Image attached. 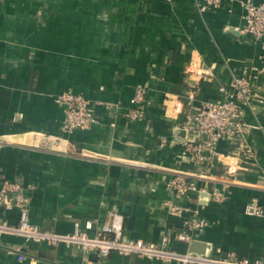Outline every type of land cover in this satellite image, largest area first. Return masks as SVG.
<instances>
[{"label":"crops","instance_id":"obj_1","mask_svg":"<svg viewBox=\"0 0 264 264\" xmlns=\"http://www.w3.org/2000/svg\"><path fill=\"white\" fill-rule=\"evenodd\" d=\"M243 26L240 0H0V183L21 185L30 222L68 233L90 220L95 235L114 214L124 239L178 254L195 240L206 257L264 258V215L245 212L264 208V36ZM240 77L251 92L243 133L190 162L181 155L187 117L229 98ZM137 88L145 101L135 119ZM66 90L91 102L95 123L61 131L55 98ZM175 172L194 189L171 192ZM193 217L207 224L179 240ZM17 221V208L0 204V264H179L26 241L9 230Z\"/></svg>","mask_w":264,"mask_h":264},{"label":"built area","instance_id":"obj_2","mask_svg":"<svg viewBox=\"0 0 264 264\" xmlns=\"http://www.w3.org/2000/svg\"><path fill=\"white\" fill-rule=\"evenodd\" d=\"M222 0H197L201 8H217ZM244 18L243 31L259 40L264 36V2L254 3L250 0H240ZM251 99L250 84L247 78L233 79V91L229 98L221 103H206L187 117L186 129L189 138L183 137L181 155L194 164H203L215 153L219 139L233 141L245 129L244 108ZM55 101L61 106L63 121L61 131L70 133L82 129L96 122V116L91 102L80 93L66 90L57 95ZM145 94L142 88H137L134 94V105L128 111L130 118L138 119L144 110ZM185 131V132H186ZM231 169V168H230ZM235 176V169L230 170ZM167 188L178 194L185 195L193 190L194 182L187 174L175 172L166 181ZM0 204L9 208L14 206L18 210L17 224L9 230L26 241L45 242L49 245L59 243L75 246L85 253H95L105 257L114 252L120 255H137L146 258H158L163 261L176 259L179 264H264V258L248 259L246 257L210 258L194 254H178L168 251L154 242L142 239H124L121 236L118 218L114 214L110 223L103 225L95 235H89L87 230L92 227V221L85 220L82 224L74 222L73 229L68 233H59L51 229L39 228L29 220L28 199L25 197L21 185L16 181L2 180L0 183ZM170 212L179 214L174 205ZM247 214L264 215V208L258 205H248ZM207 221L201 217L187 220V233H180L179 240H189V232L202 229ZM21 260L22 256L19 255Z\"/></svg>","mask_w":264,"mask_h":264},{"label":"water","instance_id":"obj_3","mask_svg":"<svg viewBox=\"0 0 264 264\" xmlns=\"http://www.w3.org/2000/svg\"><path fill=\"white\" fill-rule=\"evenodd\" d=\"M206 247V244L198 243L195 240H191L189 243L188 253L199 256H206L208 254Z\"/></svg>","mask_w":264,"mask_h":264}]
</instances>
